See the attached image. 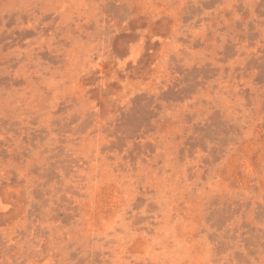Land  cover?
I'll list each match as a JSON object with an SVG mask.
<instances>
[{
	"label": "rangeland",
	"instance_id": "rangeland-1",
	"mask_svg": "<svg viewBox=\"0 0 264 264\" xmlns=\"http://www.w3.org/2000/svg\"><path fill=\"white\" fill-rule=\"evenodd\" d=\"M0 264H264V0H0Z\"/></svg>",
	"mask_w": 264,
	"mask_h": 264
}]
</instances>
